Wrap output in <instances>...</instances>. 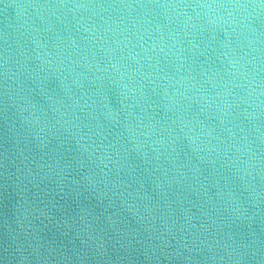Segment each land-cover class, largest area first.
I'll return each instance as SVG.
<instances>
[{"label":"water","instance_id":"obj_1","mask_svg":"<svg viewBox=\"0 0 264 264\" xmlns=\"http://www.w3.org/2000/svg\"><path fill=\"white\" fill-rule=\"evenodd\" d=\"M0 264H264V0H0Z\"/></svg>","mask_w":264,"mask_h":264}]
</instances>
